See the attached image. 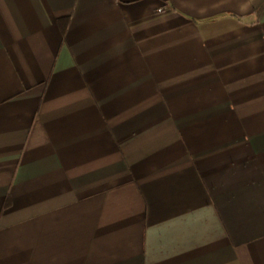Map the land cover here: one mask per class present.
Segmentation results:
<instances>
[{
	"label": "crops",
	"instance_id": "obj_1",
	"mask_svg": "<svg viewBox=\"0 0 264 264\" xmlns=\"http://www.w3.org/2000/svg\"><path fill=\"white\" fill-rule=\"evenodd\" d=\"M0 264H264V0H0Z\"/></svg>",
	"mask_w": 264,
	"mask_h": 264
},
{
	"label": "built area",
	"instance_id": "obj_2",
	"mask_svg": "<svg viewBox=\"0 0 264 264\" xmlns=\"http://www.w3.org/2000/svg\"><path fill=\"white\" fill-rule=\"evenodd\" d=\"M161 12V11H160Z\"/></svg>",
	"mask_w": 264,
	"mask_h": 264
}]
</instances>
